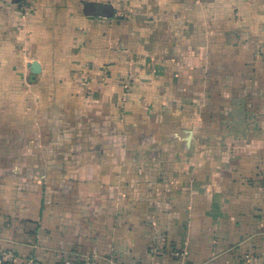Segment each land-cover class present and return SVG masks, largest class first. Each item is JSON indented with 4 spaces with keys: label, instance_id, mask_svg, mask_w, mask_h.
<instances>
[{
    "label": "crops",
    "instance_id": "obj_1",
    "mask_svg": "<svg viewBox=\"0 0 264 264\" xmlns=\"http://www.w3.org/2000/svg\"><path fill=\"white\" fill-rule=\"evenodd\" d=\"M0 251L263 260L264 0H0Z\"/></svg>",
    "mask_w": 264,
    "mask_h": 264
},
{
    "label": "built area",
    "instance_id": "obj_2",
    "mask_svg": "<svg viewBox=\"0 0 264 264\" xmlns=\"http://www.w3.org/2000/svg\"><path fill=\"white\" fill-rule=\"evenodd\" d=\"M31 3L32 0H18V6L19 9L21 10L23 16H28L30 14L31 10ZM154 254H160L161 249L159 250H153ZM186 255L185 252H176L175 256H184ZM17 260V256L14 252L12 251H0V264H13ZM255 264H264V255H263V260L260 259H254ZM58 264H80L77 261H74L72 259H65L61 263ZM90 264V263H87Z\"/></svg>",
    "mask_w": 264,
    "mask_h": 264
},
{
    "label": "rangeland",
    "instance_id": "obj_3",
    "mask_svg": "<svg viewBox=\"0 0 264 264\" xmlns=\"http://www.w3.org/2000/svg\"><path fill=\"white\" fill-rule=\"evenodd\" d=\"M23 84H25L26 86H29V84H31V83H29V84L28 83H23ZM84 85L87 86L86 84H82V86H84Z\"/></svg>",
    "mask_w": 264,
    "mask_h": 264
}]
</instances>
